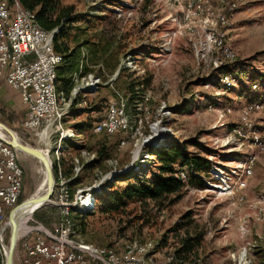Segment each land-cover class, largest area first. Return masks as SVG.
<instances>
[{
  "label": "rangeland",
  "instance_id": "obj_1",
  "mask_svg": "<svg viewBox=\"0 0 264 264\" xmlns=\"http://www.w3.org/2000/svg\"><path fill=\"white\" fill-rule=\"evenodd\" d=\"M60 2L74 6L78 16L62 41L70 48L79 46L82 54V70L74 75L73 84L65 92L62 84H57L58 91L64 93L60 101L64 114L55 118L54 127L61 135L41 139L26 129L25 105L4 88L0 121L14 129L24 143L48 153L53 171L57 156L66 160V166L73 162L74 174L68 178L78 177L71 187L74 193L96 184V190H81L92 193L93 206L79 212L82 216L89 213L83 218L84 227L78 224L81 219L74 218L81 239L101 248H116L118 254L124 253L127 243L136 241L147 250L142 253L143 264H264V235L255 234L256 229L264 234V151L236 132L248 106L255 108L248 122L264 131V0ZM223 42L227 49L220 50ZM227 52L234 58L227 57ZM223 67L230 68V73L223 74ZM89 76L98 81H89L86 89L80 87ZM134 82L140 99L131 106L126 94ZM118 94L129 117V131L95 133V122L103 118L109 101ZM171 142H184L189 154L208 159L211 172L201 173V178L188 184L189 171H181L187 183L182 197L162 210L152 202H131L121 212L102 213L100 202L96 206L95 191L105 198L111 190L108 188L124 186V179L132 175L152 177L158 168L155 155L147 149ZM100 150L109 158L90 163ZM253 156L256 161L247 175L244 169ZM18 157L25 171L22 204L43 195L48 183L38 159L21 151ZM247 211H253L255 220L263 225L261 229ZM72 212L75 210H70L73 218ZM236 219L239 233L246 236L252 231V238L262 241L263 246L254 245L258 243L253 240L222 250L216 239L223 237L224 227ZM60 221V208L51 201L34 212L20 237L27 233L26 228L53 231ZM11 232L9 217L0 245L4 258ZM202 232L201 246L181 259L176 251L182 239ZM17 250L18 244L14 264H20ZM226 252L228 258L217 262ZM137 256L141 257V252Z\"/></svg>",
  "mask_w": 264,
  "mask_h": 264
},
{
  "label": "built area",
  "instance_id": "obj_2",
  "mask_svg": "<svg viewBox=\"0 0 264 264\" xmlns=\"http://www.w3.org/2000/svg\"><path fill=\"white\" fill-rule=\"evenodd\" d=\"M219 27V25H218ZM37 28L32 25L31 18H25L17 7L16 0H0V92L6 84L16 90L26 107V117L23 126L36 132L41 139H50L55 133L61 135V130L54 127L55 118L63 111L51 109L49 95L50 77L53 74L55 53L50 50V35H41V39H33V32ZM210 32V31H209ZM221 49H227L222 43ZM219 66L220 65H215ZM73 91L71 100L73 99ZM127 111L121 104V94L118 98L109 101L105 115L96 121L95 133L114 135L118 132H128L123 125V117ZM6 137H0V223L3 237L7 224L6 217L11 206L13 193L22 194L25 181V171L22 165L10 163V151H17L5 142ZM17 158L18 151H17ZM77 171V168H75ZM66 176H58L55 195L51 200L59 206L61 221L55 224L53 231L43 227H34L20 237L18 254L21 264H143L141 257L131 259L120 257L116 248L112 252L99 250V255H92L77 247V236L74 241L66 240L68 226L64 225L67 205L62 196V181ZM245 187L243 180L242 189ZM96 188L95 186L78 188L75 195L81 190Z\"/></svg>",
  "mask_w": 264,
  "mask_h": 264
},
{
  "label": "trees",
  "instance_id": "obj_3",
  "mask_svg": "<svg viewBox=\"0 0 264 264\" xmlns=\"http://www.w3.org/2000/svg\"><path fill=\"white\" fill-rule=\"evenodd\" d=\"M20 4L35 12V17L39 25L49 31H55L53 46L57 53L62 55L61 65L57 67L56 71V86L61 83L62 90L66 89L73 84V77L78 71L82 70V54L79 46L70 48L62 39L64 36L73 29V23L78 21V16L75 14L74 6L66 5L62 6L60 0H19ZM223 74L230 73V68L223 67ZM231 77V76H226ZM225 78V77H224ZM131 89L126 96L131 106L135 101L140 99V93L136 83L130 85ZM3 89V88H2ZM137 89V91H136ZM2 90L0 92V97ZM77 99V98H76ZM258 100V99H256ZM255 102V101H253ZM0 111L1 108H0ZM148 153L155 155V164L158 168V172L153 173L152 177L132 175L129 178L124 179L126 182L124 186L111 189L105 198H101L100 194L95 191L96 206L100 202L102 213H118L124 210L131 202H140V204L147 205L149 202L157 204L162 210L166 206H171L181 199L182 190L186 186V180H183L180 176L181 171H189L188 178L190 180L188 184L194 183L197 178H201V173L211 172V162L200 156L191 155L185 150V143L171 142L162 147H150L147 149ZM106 154L100 150L98 157L92 162H101L107 160ZM59 166L62 167L63 174L66 177H72L74 163L70 166H66V160L61 159L60 164L56 162L54 164L55 175L59 176ZM181 168L178 172V168ZM190 168L191 172L189 169ZM178 172V173H177ZM78 177L73 178L68 184L70 200H74L73 189L71 188L77 181ZM25 183V181H24ZM101 200V201H100ZM21 205V195L18 198L13 209L18 208ZM12 209V210H13ZM73 209V208H71ZM70 209V210H71ZM12 210L9 211L6 217V221L11 216ZM75 210V209H74ZM89 213H84L83 216L77 210L72 212L73 222L75 219H81L78 222L79 225L84 227L83 218ZM70 217V212H69ZM75 224V223H74ZM76 225V224H75ZM2 223L0 224V230ZM83 229V228H82ZM204 232L197 233L196 235H187L182 239L181 245L176 251L181 259L185 260L194 253L204 240ZM109 249V248H108ZM112 247L110 248V250ZM0 264H5V258L3 250L0 246Z\"/></svg>",
  "mask_w": 264,
  "mask_h": 264
},
{
  "label": "bare ground",
  "instance_id": "obj_4",
  "mask_svg": "<svg viewBox=\"0 0 264 264\" xmlns=\"http://www.w3.org/2000/svg\"><path fill=\"white\" fill-rule=\"evenodd\" d=\"M16 3H17V7L20 8V10L23 12V15L25 16V18H31L32 25H34L37 28V31L33 32V39H41V35H50V50H51V52L55 53V64L57 65V66H53V74L50 77L49 95L51 97V109H53L54 111H62L63 108L60 106V101H61V99H64L62 96L64 93L58 92L57 87H56V71H57L58 65L62 61V55L57 53L54 49V46H53V39H54V33L55 32L54 31L49 32V31L43 29L39 25V23L37 22L34 11L23 7L20 4L19 0H16ZM211 41L218 43V44H221V42H222L221 40L218 41L217 38H215V37H211ZM226 55L230 59L234 58V55L231 52H227ZM90 77L91 76H89V78ZM83 79H86V77H84ZM89 81H93V83H95L98 80L95 79V81H94L90 78V80H88L86 83H83L79 86L80 87L83 86V88L86 89L85 85L87 84V86H88L91 83ZM74 90H75L74 93H76V88ZM253 108H254L253 106H248L245 108V111H244L243 116H242V125L240 128L237 129L236 132L238 133V136L241 137L243 140H246L245 138L249 137L254 145H256L260 150L264 151V131H261L260 129H257L254 127L252 128L251 124L248 122V116L252 112L251 110H255V108L254 109ZM62 114H64V113L62 112ZM62 114H60L59 117H61ZM128 122H129V117H128V114H126V117H123V125L127 126ZM95 130H96V128H95ZM248 133H250L249 136H248ZM0 134L2 136H5L3 133V130H1V129H0ZM151 139H154V138H151ZM151 139L150 140L145 139L144 141H148V140L151 141ZM144 141L139 143L140 144L139 148H140V146H142L141 144L145 143ZM138 151H139V149L135 153V156H137V154H139ZM83 153H85V152H83ZM255 161H256L255 156L250 158V166H248L244 169L245 174L250 175L252 173L251 167L254 165ZM10 163H14V165H21L19 162V159L17 158V151H10ZM45 172H46V170H45ZM59 176H64L60 167H59ZM68 183H69V180L64 178L62 181V196H64L66 203H71L70 201L73 202V200H70V197H69ZM0 186H1V179H0ZM93 190H96V188H93ZM19 196H20V193H13V196L11 197V206H15L16 202L18 201ZM75 201H76V203L67 205V210H65L64 225L68 226V231L66 232V240L67 241H74L76 239V236H77V247L79 249L84 250V251H90L92 253V255H99V250L104 251V252H112V250H110L108 248H100V247L95 246L91 243L84 242L82 240L83 238L81 239L80 233L78 232L79 230L77 231V227L74 224L73 219L71 217H69V212H70L71 208H73V209H75L81 213L87 212V210L93 209V206L91 205L92 193L91 192H85V191L83 193L81 191L79 194H76ZM31 209H32V206L29 205L28 207L24 208V210H23L24 214H26V216H25L26 220H28L30 218L29 213L31 212ZM26 223L27 222L22 223L21 230L24 226H26ZM1 230H2V227H1ZM2 242H3L2 235H0V245L2 244ZM138 248L143 249L142 246H140L136 241L129 242L126 244V246L124 248V253L119 254V256L120 257H130L131 259H138L140 257H138L137 255L141 252V250H138ZM116 254H118V253H116Z\"/></svg>",
  "mask_w": 264,
  "mask_h": 264
},
{
  "label": "water",
  "instance_id": "obj_5",
  "mask_svg": "<svg viewBox=\"0 0 264 264\" xmlns=\"http://www.w3.org/2000/svg\"><path fill=\"white\" fill-rule=\"evenodd\" d=\"M0 129L3 130V133L6 137L5 142L11 147L15 148L18 151L31 155L38 159L43 167L46 170V179L48 183L47 191L42 195L32 199H29L23 202L18 208L13 209L10 216V224L12 225V232L9 240L8 248H5L4 243L3 247L6 251L5 264H14L15 252L20 237L21 225L23 222H27L25 219L26 214H24V208L29 205L32 206L31 212L29 213L30 218L36 210L41 208L43 205L51 202L52 196L54 195L56 188V179L53 171L52 161L48 153L39 147H33L27 143H24L17 132L7 126L5 123L0 121ZM0 137L2 135L0 134Z\"/></svg>",
  "mask_w": 264,
  "mask_h": 264
},
{
  "label": "crops",
  "instance_id": "obj_6",
  "mask_svg": "<svg viewBox=\"0 0 264 264\" xmlns=\"http://www.w3.org/2000/svg\"><path fill=\"white\" fill-rule=\"evenodd\" d=\"M62 64V63H61ZM60 64V65H61ZM59 65V66H60ZM57 87V86H56ZM3 88L4 89H6L8 92H9V94H10V96L11 95H17V97H19L20 98V95H19V93L16 91V90H14V89H12L10 86H8V85H6V84H4L3 85ZM58 90V89H57ZM59 92V91H58ZM65 142V141H64ZM62 147V139H61V144L59 143L58 144V148H57V150L59 151V149ZM83 154H85V153H83ZM19 159V158H18ZM78 161V160H77ZM57 162L60 164V162H61V158L59 157V156H57ZM60 167V169H61V171L63 172V170H62V167L61 166H59ZM75 168H77V171L79 170V168L78 167H75ZM64 175V174H63ZM65 176V175H64ZM66 179L67 180H69V182L73 179V178H68V177H66ZM69 184V183H68ZM75 199H76V195H75ZM247 213H249V211H247ZM249 214H251V218L250 219H252V221H254L255 222V224H258L257 226L259 227V229H261V226H263L264 225V223H263V225L262 224H260V223H258L256 220H255V216H253V211L251 212L250 211V213ZM235 217L236 218H238V215L237 214H235ZM257 222V223H256ZM238 219H236V222L235 223H228L225 227H224V230H223V237H218L217 239H216V242L219 244V245H221L220 247H221V249L222 250H225V249H227V250H230V248H239L241 245H243V244H245V241L248 243V244H251L252 243V241L254 240L255 241V243H258V239H254V238H252V235H253V233H252V231L251 232H249L250 234H248V235H246V236H242L240 233H239V231H238ZM256 226V225H255ZM31 228H26L25 229V231L24 232H28L29 230H30ZM255 234H258L260 237H262V235H264L260 230H258V229H256V233ZM263 242L262 241H260L258 244H254V245H262L263 246V244H262ZM255 246V247H256ZM101 248V247H100ZM124 248H125V246H124ZM228 252V251H227ZM227 252L226 253H224L222 256H220V261H217V262H223V261H225V259H227L228 258V256H227ZM17 253H18V251H17ZM18 258H19V254H18ZM218 260V259H217ZM19 263H20V259H19ZM21 264V263H20Z\"/></svg>",
  "mask_w": 264,
  "mask_h": 264
}]
</instances>
